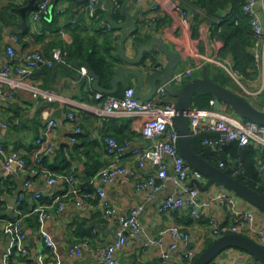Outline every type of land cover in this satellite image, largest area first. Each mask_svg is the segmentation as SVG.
<instances>
[{
    "label": "crops",
    "instance_id": "0c3cea01",
    "mask_svg": "<svg viewBox=\"0 0 264 264\" xmlns=\"http://www.w3.org/2000/svg\"><path fill=\"white\" fill-rule=\"evenodd\" d=\"M30 1L0 0V64L4 63L9 57L7 47L10 44L14 45L18 54L28 49L39 50L47 59H51L52 63L37 66L33 73L25 78L24 84L16 89L13 99L0 101V116L8 123V127L2 129V143L8 150H20L29 165L33 167L40 129L47 118L54 117L57 121V126L51 135L53 148L51 153L45 158V166L51 171L64 173L61 171L68 168L70 172L74 168L79 183L85 184L107 165L113 157H119L124 163L132 165L134 161L128 153L120 154L115 151L113 155H110L106 144L103 143L100 137L110 136L119 143L129 142L131 147H145L149 141L143 136L141 131L142 117L128 113H117L109 116L98 115L94 109L101 108L103 101L96 98L97 90L94 88V80H90L82 72L84 68L88 72V64L81 58L67 60L64 57V62L54 58V50H63V45L68 43L73 44L77 52L83 45L82 52L92 51L93 48H96L100 52L108 53V44L110 42L113 49H116L120 56L121 37L129 28H115L113 26V30L106 29V23H110L108 13L111 9L107 1L106 20H101L100 22L91 21L87 14L82 11L81 8L86 3V0L84 2L73 0L75 3L71 0H53V8L48 15L34 22L31 18V10L27 13L25 20L22 13L18 10L19 8L15 10L13 5L17 3L22 7ZM38 1L35 0L34 2L38 3ZM154 1L161 5V17L156 21V24L146 27L145 24L143 25L145 19L143 15H145L148 5ZM66 2L69 3L67 9L63 12L59 11V7ZM175 2L178 3L177 1ZM118 4L123 15H125L124 7H126L138 27L137 31L129 36L125 42V54L130 58H135L138 55V51L135 48L136 41L148 43L151 38L158 37L171 50L179 53L180 65L177 68V72H180L189 67L191 55L195 53L212 54L218 49V47H214L210 39L212 22L206 17L205 11L201 8L196 10L193 18L187 22H179L176 19L177 11L175 6L162 2V0H144L142 4H136L133 0H118ZM118 7H115L111 19L116 24L122 25L126 21L127 16L125 15L123 19L121 18L119 22H116L114 15ZM186 8L191 9L190 7ZM74 19L76 21H73ZM102 32L109 33L113 40L105 41ZM136 33L138 39H136ZM12 36H17L18 41L14 42ZM130 39L132 40V45H129ZM164 57L163 53L155 49L151 53H146L143 61L137 67L142 70V66L147 60L158 63L160 59H163V62H165ZM124 66L130 67L131 64L121 59L115 70ZM202 67L194 69V73L189 79L201 76ZM215 71H213V75L209 71L210 75L220 77L215 76ZM151 72L145 74L149 75ZM128 78L129 83L126 85L137 87V76L129 74ZM219 80L227 87L244 95L257 107L264 108L262 104L264 102V92L260 94L263 97V101H257L255 99L256 95L246 94L238 81L233 80L234 83H232L227 81L228 79H224L223 76ZM262 82L263 80L259 73L255 81L250 82L247 86L252 91H255L261 87ZM108 88H112V85ZM149 90L150 84L145 79L143 92L147 93ZM45 91L51 93V98L44 97ZM160 100L165 102L175 100V98L171 95H166ZM70 111H76L79 116L80 126L83 128V133L76 135V141L71 139L75 135V131L67 117ZM205 135L211 139L217 138L216 133L211 132ZM234 143L229 146L221 145L216 147L214 145V148L228 149ZM245 146H252L256 150L257 167L264 177V170H260V166L264 165V144L253 139L251 143ZM237 163V160H234L235 166ZM26 179H32L31 184L28 186L24 184ZM132 182L131 179L120 178L115 184L107 188L108 197L114 204L124 209H130L139 202L146 203L142 220L149 230L155 233L165 224L178 223L185 227L197 228L202 233L205 245L214 239L210 233L206 217L200 222L194 221L189 217L186 209L163 215L157 212V203L172 190L171 187L160 193L153 201L145 202L144 195L135 190ZM60 189L59 185H49L41 178H32L29 171L6 169L0 154V196L3 197V202L0 204V216L13 218L16 215L14 201L19 195H22L26 202V204L24 202L22 210L26 215L25 228L28 234V252L26 256L17 255L8 238H0V264L3 259L7 258L10 259L12 264H46L48 259H41V251L50 253L49 257L54 259V264H96L98 262L101 243L103 240L113 238V235L105 233L98 228V232L94 233L92 222L98 220L111 228L117 225L116 219L105 218L101 211L83 213L79 209L74 208L71 203L63 211L56 212L54 218L42 224L38 222V214L32 213V205L36 204L34 202V194L36 192L41 191L43 193L42 202L49 203L51 201L50 196L57 194ZM207 192H209V189L203 191L201 197H205ZM241 204H244L243 201H241ZM211 211L230 221V216L226 209L214 206ZM258 221L264 227V211H259ZM42 231H45L52 238L56 246L55 250H50L45 245L41 236ZM81 238L88 240L85 256L82 259L72 260L68 257L67 247ZM194 245L195 242L192 241L186 247L190 248ZM154 263L160 264V258L155 253L138 250L130 245L118 254V264ZM174 264L178 263L175 262ZM211 264L263 263L242 249L228 248L219 254Z\"/></svg>",
    "mask_w": 264,
    "mask_h": 264
},
{
    "label": "built area",
    "instance_id": "2783aa9c",
    "mask_svg": "<svg viewBox=\"0 0 264 264\" xmlns=\"http://www.w3.org/2000/svg\"><path fill=\"white\" fill-rule=\"evenodd\" d=\"M17 1V0H13ZM136 4H142L144 0H133ZM177 1L178 3H176ZM53 0H39L38 7L32 10L31 18L37 22L50 12ZM173 4L177 11L178 21L187 22L193 18L195 11L182 6L181 0H162ZM115 7L119 6L118 0H114ZM69 3L59 7L63 12ZM88 18L97 20L102 12L107 10L105 0H86L81 8ZM199 8L197 7L196 10ZM244 14L248 17L252 34L254 36L253 54L257 60L260 76L263 80L258 90L252 91L247 84L238 78L233 70V59L228 56L221 58L217 53L193 54L189 61V67L174 72L172 81L181 86L187 78H190L194 69L201 68L206 63L221 66L235 78L246 94L260 95L264 92V0H245L243 4ZM161 5L157 1L150 3L145 10L143 25L146 27L156 24L161 17ZM73 21H76L74 19ZM217 21H220L217 19ZM111 23H106L107 30H113ZM137 36V33L135 34ZM14 42L17 36H12ZM131 40V39H130ZM215 48L216 46L212 43ZM132 45V40L129 42ZM216 51V50H215ZM7 60L0 64V101L13 99L17 88H20L25 78L29 77L34 69L41 64H51L39 50L28 49L18 54L13 44L7 47ZM64 51L54 50L55 60L64 62ZM160 59L158 63L147 60L142 66L144 73L162 72L167 64V58ZM168 62V61H167ZM82 72L94 80L86 68ZM169 95L163 85H160L156 94L150 100H142L136 96V87L127 86L121 96L108 95L96 92V98L103 101L102 107L94 109L98 115H115L128 113L139 115L143 122L141 131L149 143L145 147L130 146L129 142L119 143L115 138L102 136L100 139L106 144L108 153L113 155L115 151L120 154L128 153L134 163H124L119 157H113L96 175L87 183L80 184L75 169L69 173H57L45 166V158L51 153L53 142L51 135L57 126L54 117L47 118L37 139V149L34 156V166L31 167L18 149L8 150L2 143V129L8 127L0 116V154L4 167L8 170L19 169L29 171L32 178H41L49 185L61 187L57 194L50 196V202H42L43 193L34 194L35 205H32V213L38 214L39 224L54 218L56 212L63 211L69 203L83 213L101 211L108 219H116L117 239L103 240L100 246L98 262L96 264H118V254L129 245L146 252H153L160 258V264H191L195 257L206 247L202 233L197 228L185 227L178 223L165 224L152 232L147 228L142 215L146 203L139 202L130 209L120 208L108 197L107 188L115 184L120 178H128L133 182L135 190L143 194L146 201H153L160 193L171 187L166 196L157 203L156 210L159 214H170L173 211L186 209L189 217L194 221L208 219L210 233L215 239L228 233H240L247 235L264 246V227L258 221L259 211H263L252 203L240 197L238 194L223 185L210 186L205 197H201L203 191L197 183L204 185L207 177L198 169L193 168L183 157L179 150V131L175 123L177 114L176 100L161 102V98ZM51 93L44 92V97L51 98ZM215 98L210 100V106L205 108L191 107L189 110L191 135L216 133L217 138L211 139L205 136L204 143L208 145H224L232 141L241 146L248 145L252 140L264 144V124L245 119L236 113H228V107L221 109L214 107ZM232 111V110H231ZM69 122L73 125L75 135L72 141L77 140L78 134L83 133L79 116L76 111L67 114ZM225 163L220 162V167ZM264 170V165L260 166ZM32 179H26L24 184L30 185ZM0 201L3 197L0 196ZM243 201L244 204H241ZM25 199L19 195L14 202L16 215L13 218L0 216V238H8L17 255L26 256L28 252V234L25 228V217L22 206ZM219 206L228 211L230 221L214 214L211 208ZM94 233L98 232L96 227ZM45 245L50 250H55V243L45 232H41ZM195 242L193 247L187 248L190 242ZM88 246L86 238L78 239L67 247L68 257L72 260L82 259ZM41 259H48L46 264H54L50 253L41 251ZM52 255V254H51ZM1 264H12L10 259H3Z\"/></svg>",
    "mask_w": 264,
    "mask_h": 264
},
{
    "label": "water",
    "instance_id": "95a60500",
    "mask_svg": "<svg viewBox=\"0 0 264 264\" xmlns=\"http://www.w3.org/2000/svg\"><path fill=\"white\" fill-rule=\"evenodd\" d=\"M34 1L31 0L27 5L18 9L25 20L27 18V13L38 7V3H35ZM76 1L82 2L84 0ZM105 1L111 6L108 13L109 22L115 28H129L121 37L119 53L121 59L126 63L131 64V66L117 68L115 70V76L111 79L112 88L107 89L100 85L99 75L87 65L88 71L94 79V88L98 92L115 95L120 91L122 85L129 83L128 75L133 74L138 78L136 96L142 100H150L156 94L160 84L163 85L167 93L175 98L177 104L178 112L174 119L179 131V150L185 160L193 168L200 170L207 177V181L204 185L200 183H197V185L202 190H206L214 184L223 185L264 211V191H259L256 188L251 187L235 174L231 173L229 169L221 168L205 158L203 153L195 150L190 131L189 118V110L194 96L197 93L204 92L214 95L215 108L221 109L223 106H226L237 115L259 124H264V108L257 107L244 95L214 80L210 75V66L208 63L203 65L201 76L189 79L181 86L174 84L172 76L180 65V55L178 52L171 50L170 47L158 37L151 38L148 43L139 40L136 41L135 48L138 51V55L135 58L128 57L125 54V42L129 36L137 31V23L132 14L127 11L126 7H124V14L127 16V19L122 25L116 24L111 19L112 13L115 9V3L113 0ZM52 8L53 5L50 7V10H52ZM155 49H158L163 53L168 62L162 72H151L149 75H146L137 66L143 61L146 53H151ZM145 79H147L150 84V90L147 93L143 92ZM234 142L235 141H232L223 146H229ZM217 146L218 145H216V147ZM92 225L103 230L105 233L112 234L113 239L116 240L118 238V225L109 228L106 224H103L98 220L93 221ZM228 248L242 249L264 264V246L253 238L240 233H228L213 239L212 242L195 257L191 264H210L219 254Z\"/></svg>",
    "mask_w": 264,
    "mask_h": 264
},
{
    "label": "trees",
    "instance_id": "16d2710c",
    "mask_svg": "<svg viewBox=\"0 0 264 264\" xmlns=\"http://www.w3.org/2000/svg\"><path fill=\"white\" fill-rule=\"evenodd\" d=\"M71 1L75 3L73 0ZM181 1L183 6L185 5L186 7H190L195 12L197 7L205 11L206 17L212 22L210 39L212 43L218 46L216 53L221 58L228 56L232 57L234 63L233 70L236 72L240 81L247 85L250 82L255 81L259 75V68L255 55L253 54L254 36L252 34V28L248 17L243 11V4L245 0ZM13 6L15 10L20 8V5L17 3H14ZM124 17L125 15L122 14V10L118 7L114 15L115 21L119 22V19H123ZM217 19L220 21H217ZM101 20H106V12H102L99 19L92 21L100 22ZM102 34L105 41L113 40L109 33L102 32ZM136 39H138L137 36ZM108 45V53L100 52L99 50H96V48H93L92 51L88 50L86 52H82L81 50L83 49V45L77 52L74 45L68 43L63 45V51L65 53L64 57L67 60L75 58L83 59L85 63H87L91 69L99 75L100 85L110 89L108 87L111 85V79L115 74V67L119 61H121V58L117 50L113 49L110 42ZM208 64L210 66L211 74L216 70L215 76L223 74V77H230L234 80L225 68L213 63ZM212 75L211 77L214 80L223 84L219 80V77H214ZM126 86L127 85H122L120 91L116 93V96L122 95L124 90L123 88ZM213 98H215L214 95L208 92L197 93L192 100L191 107H209L210 100ZM262 104L264 105V102H262ZM205 136V134L192 136L193 144L197 152L203 153L205 158L218 166H220V162H224L225 166L222 168L229 169L231 173L237 171L235 175L243 182L259 191H264V177L261 175L257 167V161L255 159L256 150L252 146H240L238 143H234V145L228 149H215L214 146L204 143ZM234 160H237L238 162L236 166L234 165ZM68 170L69 169L66 168V170L61 172L67 173L69 172ZM2 202L3 201H0V204ZM211 242L212 240H210L206 246Z\"/></svg>",
    "mask_w": 264,
    "mask_h": 264
},
{
    "label": "rangeland",
    "instance_id": "374dc122",
    "mask_svg": "<svg viewBox=\"0 0 264 264\" xmlns=\"http://www.w3.org/2000/svg\"><path fill=\"white\" fill-rule=\"evenodd\" d=\"M219 76H220V77H219V79H220L221 76H223V74H221V75H219ZM225 77H226V76H225ZM225 77H224V79H225ZM226 79H228L227 81H230V82L234 83L233 80H232L230 77H229V78H226ZM188 80H189V78H187V79L185 80V82L188 81ZM234 80H235V78H234ZM255 99H256L257 101H263V97H262L261 95H256ZM227 111H228V113H231V114L234 113L233 111H231V109H228Z\"/></svg>",
    "mask_w": 264,
    "mask_h": 264
}]
</instances>
